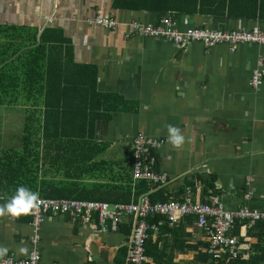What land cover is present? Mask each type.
<instances>
[{
	"label": "crops",
	"instance_id": "crops-1",
	"mask_svg": "<svg viewBox=\"0 0 264 264\" xmlns=\"http://www.w3.org/2000/svg\"><path fill=\"white\" fill-rule=\"evenodd\" d=\"M222 1L201 0V13L175 16L122 8L115 0H0V27L37 33L38 46L42 41L51 58L95 68L99 92L123 97L129 103L128 111L97 122L96 140L102 152L96 161L116 165L106 171L102 165L96 173H102L101 178L115 173L119 176L117 186L131 185L133 197L130 202H102L134 203L142 195L134 193L137 181L132 177V155L134 138L143 133L164 139L156 156L157 170L163 169L170 180L163 187L150 184V197L157 195L159 201L173 202L190 196L201 203L221 202L229 211H264V82L259 91L251 88L264 47L241 45L231 53L226 45L207 50L196 42L182 49L159 38L126 37L133 21L154 26L167 17L181 31L189 27L264 29L260 18L264 0H231V11L237 17L222 12L218 5ZM96 16L114 19L120 26L107 30L90 25L88 22ZM169 124L179 127L185 136L179 150L168 143ZM21 128L24 135L25 126ZM37 129L44 145L40 151L49 145V152L56 155L58 148L70 141L67 137L46 138L40 130L44 128ZM21 147L18 143L17 149ZM210 178H214L215 187L206 190L202 180ZM87 181L90 185L96 183L91 178ZM248 193L251 199H246ZM0 199L3 205L11 196ZM154 217L149 218L145 264L205 263L209 237L196 225L195 218H182L172 224L163 217L153 223ZM30 221L31 214L0 217V247L8 249L0 261L12 256L23 260L29 255ZM135 222L136 217L127 216L120 231L111 232L70 214L50 215L41 230L42 264H129ZM255 226L239 222L233 231L241 242V257L247 258L248 249L256 242L251 236ZM22 247L27 248V254L19 252Z\"/></svg>",
	"mask_w": 264,
	"mask_h": 264
},
{
	"label": "trees",
	"instance_id": "trees-1",
	"mask_svg": "<svg viewBox=\"0 0 264 264\" xmlns=\"http://www.w3.org/2000/svg\"><path fill=\"white\" fill-rule=\"evenodd\" d=\"M115 2L130 10L170 12L175 16L201 13L204 5L201 0ZM218 5L222 6L223 13L227 11L229 16L237 17L231 11L234 1L223 0ZM260 18L264 20L262 9ZM20 30L0 27V106L21 107L25 126L22 147L0 151V197H12L18 187L25 186L42 198L130 202L133 197L131 185L117 186L114 175L115 178L111 177L114 181L109 182V174L104 179L100 177L102 173H96L105 164L96 161L102 152L96 140L97 122L128 111L129 103L123 97L99 92L95 68L66 64L63 59L54 60L42 47V41L38 46L37 33ZM38 126L44 128L40 130L46 138L67 137L70 141L58 148L56 155L49 152V145L40 151L44 145L38 139ZM88 163L91 165L86 166ZM115 165L111 164V168ZM92 174L96 178L92 181L96 183L85 186L90 184L87 178ZM202 182L206 190L215 187L214 178ZM150 184L146 180L137 181L134 193L138 196L147 193ZM92 191L100 195H87ZM120 194L124 198L121 199ZM156 196L151 195L152 201H159ZM158 218L160 216L154 217L151 222L155 223ZM251 236L256 242L248 249L250 255L247 258L215 261L206 252L204 264H264L263 222L257 223Z\"/></svg>",
	"mask_w": 264,
	"mask_h": 264
},
{
	"label": "built area",
	"instance_id": "built-area-1",
	"mask_svg": "<svg viewBox=\"0 0 264 264\" xmlns=\"http://www.w3.org/2000/svg\"><path fill=\"white\" fill-rule=\"evenodd\" d=\"M107 30H113L120 26L114 19L97 16L88 22ZM157 26V25H155ZM131 36L161 37L172 42L182 49L201 44L209 50L219 45L229 47L231 53H235L241 45H255L264 47V29L255 26L250 30H211L204 27H189L184 31L175 27L171 17H167L162 24L154 27L134 21L129 25ZM254 77L251 83L253 91H259L264 79V56L259 57ZM164 139L138 133L134 138V165L133 175L135 180L154 181L155 184H168L166 173L160 174L157 170L158 152L162 149ZM159 185V184H158ZM188 188V192H190ZM247 198L251 197L248 193ZM38 211L31 213V235L29 241L32 250L23 260H16L13 256L0 261V264H42V255L39 249L41 242V230L45 220L50 215L70 214L76 220L94 223L100 230L109 228L111 232L120 231L127 216L136 217L131 246L129 251V264H145L146 242L149 238V218L159 215L170 223L176 224L182 218H196V225L209 237L208 255L215 261L226 259L238 260L243 255L240 239L233 234L238 222H246L250 227L259 222L264 223V211L242 208L239 211H227L221 204H205L196 202L190 196L185 201L152 202L148 195H142L134 203H108L102 201L78 200V199H54L42 198ZM55 264V263H54Z\"/></svg>",
	"mask_w": 264,
	"mask_h": 264
},
{
	"label": "rangeland",
	"instance_id": "rangeland-1",
	"mask_svg": "<svg viewBox=\"0 0 264 264\" xmlns=\"http://www.w3.org/2000/svg\"><path fill=\"white\" fill-rule=\"evenodd\" d=\"M162 21H161L160 24H162ZM130 24H132V22ZM90 25H92V24H90ZM157 26H159V25H157ZM157 26L154 25V27H157ZM115 29H113V30H115ZM126 34H132V32H131V30L129 28H128V32ZM138 36H140V35H138ZM157 38L166 40L165 38H161V37H157ZM23 116H24V112H23L21 107H18V106L17 107L0 106V151L1 152H2V150H6V149H2V147H6L7 149L16 150L18 143H20L22 145V139L21 138H22V135H23V128H21V126H23ZM11 134H15V136H10ZM88 165H91V163H88L86 166H88ZM103 165H105L104 167L107 168L108 170L112 169L110 163H106L105 162V164H103ZM159 173L163 174V173H165V171H163V169H161L159 171ZM113 174L115 175L116 180H117V177H119V176H117L115 173H113ZM111 177L115 178L113 176H110L108 178L110 180V181L108 180L109 182H113L114 181V180H112ZM132 177H133V179L135 178L134 175ZM90 178H91V180H95L96 181V178L92 177V175H91ZM90 178H87V180L90 179ZM136 181H141V180L139 179V180H136ZM149 182H151V184H153V186H158V187L166 186L163 183H158L159 185L155 184V182L152 181V180H150ZM169 182H170V180H169ZM87 185H90V184H86L85 186H87ZM188 188H190V187H188ZM91 190H93V189L91 188ZM102 191H104V189ZM91 195L93 197H97L100 194L97 193V192H93L92 191ZM142 195H148L150 197V195L148 193H144ZM90 199H93V198H90ZM186 199H187V197L184 200H179V201H185ZM109 200H111V199H109ZM150 200H151V197H150ZM152 202H154V201H152ZM156 202H161V201H156ZM163 202H169V201H163Z\"/></svg>",
	"mask_w": 264,
	"mask_h": 264
},
{
	"label": "clouds",
	"instance_id": "clouds-1",
	"mask_svg": "<svg viewBox=\"0 0 264 264\" xmlns=\"http://www.w3.org/2000/svg\"><path fill=\"white\" fill-rule=\"evenodd\" d=\"M167 139L168 143L174 149H181L185 143V136L181 133V129L174 125H167ZM40 206L39 193L33 192L25 186L17 188L15 195L11 199L0 205V217L10 215L12 217H19L21 215H28L34 211H38ZM8 249L6 247H0V257L7 254ZM27 248L22 247L19 249L21 254H27Z\"/></svg>",
	"mask_w": 264,
	"mask_h": 264
},
{
	"label": "bare ground",
	"instance_id": "bare-ground-1",
	"mask_svg": "<svg viewBox=\"0 0 264 264\" xmlns=\"http://www.w3.org/2000/svg\"><path fill=\"white\" fill-rule=\"evenodd\" d=\"M147 37V36H146ZM152 38H154V37H152ZM263 82H264V79H263V81H262V85H263ZM247 196V195H246ZM252 198V196L250 197V198H247L246 197V199H251ZM205 204H208V203H205ZM216 204H221L222 206H223V208L225 209V207H224V205L221 203V202H218V203H216ZM210 205H214V204H210ZM242 209V208H241ZM225 210H227V209H225ZM240 210V209H239ZM239 210H236V211H239ZM227 211H229V210H227ZM234 212V211H233ZM239 223V222H238ZM250 227V226H249Z\"/></svg>",
	"mask_w": 264,
	"mask_h": 264
}]
</instances>
